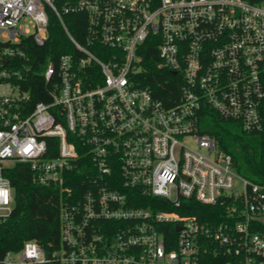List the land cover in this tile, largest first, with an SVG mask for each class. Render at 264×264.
<instances>
[{
	"label": "built area",
	"instance_id": "2783aa9c",
	"mask_svg": "<svg viewBox=\"0 0 264 264\" xmlns=\"http://www.w3.org/2000/svg\"><path fill=\"white\" fill-rule=\"evenodd\" d=\"M49 13L74 53L49 61L51 101L32 105L22 46L46 44ZM152 68L173 74L171 97L142 86ZM206 108L264 134V0H0V221L17 162L61 196L59 245L26 241L0 264H264V183L201 132Z\"/></svg>",
	"mask_w": 264,
	"mask_h": 264
},
{
	"label": "trees",
	"instance_id": "16d2710c",
	"mask_svg": "<svg viewBox=\"0 0 264 264\" xmlns=\"http://www.w3.org/2000/svg\"><path fill=\"white\" fill-rule=\"evenodd\" d=\"M69 29L76 35L77 26L85 25V17L71 14L64 17ZM22 46L30 59L33 68L29 71V81L22 88L29 91L32 105L39 102H50L47 85L42 71L50 60L58 61L64 54L74 53L66 33L54 13H49V38L43 47H38L30 38ZM149 82L160 97H171L179 87L173 83L174 76L167 71L152 68ZM169 100V99H168ZM201 132L214 137L225 152L230 154L239 174L257 183H264V134H247L234 121L221 117L217 112L206 108L202 113ZM52 138L50 144H56ZM54 150L50 156H56ZM6 175L11 180L14 191V210L9 218L0 221V257L9 251H19L26 241H36L45 248L56 247L60 241L59 208L60 193L54 186H41L34 182L33 172L29 165L17 162L10 167ZM76 186L74 183H68ZM190 207L181 209L182 213L195 215L200 220L221 221L225 219V207L220 205H203L193 201ZM252 231L264 233V219L252 224ZM169 232H166L168 234ZM214 264H223L220 258Z\"/></svg>",
	"mask_w": 264,
	"mask_h": 264
}]
</instances>
